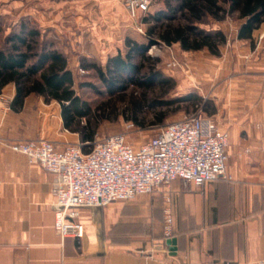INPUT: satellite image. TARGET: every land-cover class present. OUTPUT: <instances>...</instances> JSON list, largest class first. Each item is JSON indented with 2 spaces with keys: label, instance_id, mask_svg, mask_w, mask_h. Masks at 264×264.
<instances>
[{
  "label": "crops",
  "instance_id": "0c3cea01",
  "mask_svg": "<svg viewBox=\"0 0 264 264\" xmlns=\"http://www.w3.org/2000/svg\"><path fill=\"white\" fill-rule=\"evenodd\" d=\"M109 11L121 14L122 2L0 0V17L15 21ZM256 32L263 34L264 27ZM244 42L237 39L232 47ZM253 66L239 75L240 86L224 100L228 130L219 126L229 134L227 179L202 189L175 181L153 196L103 207V256L91 211L81 212L82 240L62 239L54 229L56 178L10 149L17 142L44 139L61 150L82 144L80 136L64 129L58 103L32 97L22 112L11 111L16 89L6 87L0 95V264H264V52ZM168 206L175 246L167 245L163 235Z\"/></svg>",
  "mask_w": 264,
  "mask_h": 264
},
{
  "label": "trees",
  "instance_id": "16d2710c",
  "mask_svg": "<svg viewBox=\"0 0 264 264\" xmlns=\"http://www.w3.org/2000/svg\"><path fill=\"white\" fill-rule=\"evenodd\" d=\"M162 8L148 12L144 22L147 44L127 40L126 54H117L108 59L105 68L85 65V70L95 71L111 95L125 91L129 87L149 90L165 89L176 86L173 78L161 77L156 73V62L147 52L155 44L168 47L178 45L184 52L206 51L220 58L222 49L227 46L228 35L221 29H206L212 22L221 23L228 18L239 22L238 41H254V34L264 24V0H158ZM9 85H14L16 94L10 109L15 113L23 111L26 102L32 98H41L45 104L58 103L64 129L78 134L83 150L91 149L96 141L100 120L90 103L83 100L77 92L74 74L68 68L67 58L47 40L42 32L30 21L7 31L0 20V95ZM84 87V86H80ZM178 103L189 107H199L203 99L198 94H188L176 100H155L149 104L154 110V123L166 121L169 110ZM216 108L212 103L205 106ZM138 107L137 104H134ZM132 122L143 127L144 121L132 112ZM206 115V114H205ZM91 146V147H90Z\"/></svg>",
  "mask_w": 264,
  "mask_h": 264
},
{
  "label": "rangeland",
  "instance_id": "374dc122",
  "mask_svg": "<svg viewBox=\"0 0 264 264\" xmlns=\"http://www.w3.org/2000/svg\"><path fill=\"white\" fill-rule=\"evenodd\" d=\"M120 1L124 9L121 14L113 15L109 11L103 16L84 18L64 16L54 18L50 14H42L36 17V21L22 19L30 21L67 58L68 68L75 77L78 94L90 103L97 115L102 116L96 141L121 134L126 137L128 143L138 147L155 137L161 127L194 114L200 108L208 118L228 130L229 119L225 117L224 100L230 89L240 86L239 75H245L255 69L253 66L255 59L264 52V33L258 35L259 33L255 32L257 36L252 43L246 41L244 44H236L233 48L232 43H236L240 25L235 17L204 26L206 29H221L228 35L229 42L222 49L220 58L213 57L206 51L184 52L178 45L168 47L164 44H155L150 47L147 56L155 60L156 73L161 77L173 78L176 86L172 90H170L171 86L149 90L129 87L125 91L111 95L95 71L85 70V65L105 68L109 58L119 53L123 55L127 53L128 39L140 44H147L149 41L144 22L148 13H140L137 17H132L123 0ZM162 7L158 0H151L148 12L153 13ZM0 20L7 31H11L22 21L4 17H0ZM53 22L55 26H51ZM262 26L264 27V24ZM238 52L246 55L241 54L244 58H239ZM80 86L84 87L80 88ZM188 94H198L203 99V103L197 108H191L186 103H178L169 110L164 123L153 125L155 120L153 114L158 109H150L149 104L155 100H176ZM205 102L212 103L216 108L213 115H209L212 108L209 104L205 106ZM134 104L138 106L135 107L136 109ZM133 110L136 111L137 118L144 121L143 127H137L132 122ZM89 151L90 148L84 152ZM141 198L146 196L137 199Z\"/></svg>",
  "mask_w": 264,
  "mask_h": 264
},
{
  "label": "built area",
  "instance_id": "2783aa9c",
  "mask_svg": "<svg viewBox=\"0 0 264 264\" xmlns=\"http://www.w3.org/2000/svg\"><path fill=\"white\" fill-rule=\"evenodd\" d=\"M132 17L148 13L151 0H123ZM229 134L208 118L203 109L160 128L138 147L115 134L95 141L88 153L83 144L59 150L40 139L10 145L30 165L40 166L56 178L54 229L62 238L82 240L84 209L153 196L175 181L202 189L227 179ZM170 202V200H167ZM174 215L164 209L163 235L167 245L175 235ZM171 246V245H169Z\"/></svg>",
  "mask_w": 264,
  "mask_h": 264
},
{
  "label": "water",
  "instance_id": "95a60500",
  "mask_svg": "<svg viewBox=\"0 0 264 264\" xmlns=\"http://www.w3.org/2000/svg\"><path fill=\"white\" fill-rule=\"evenodd\" d=\"M56 210H62L61 207L55 208ZM91 211L92 223L96 228L97 237H98V245L99 251L98 255L103 256L105 250V236H104V225H103V207L94 206L89 209ZM175 239L169 242V245L175 246Z\"/></svg>",
  "mask_w": 264,
  "mask_h": 264
}]
</instances>
